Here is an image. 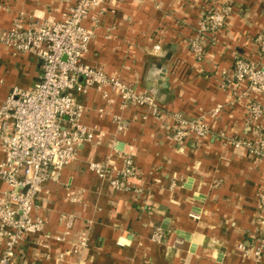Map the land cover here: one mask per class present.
I'll use <instances>...</instances> for the list:
<instances>
[{
	"label": "crops",
	"instance_id": "obj_1",
	"mask_svg": "<svg viewBox=\"0 0 264 264\" xmlns=\"http://www.w3.org/2000/svg\"><path fill=\"white\" fill-rule=\"evenodd\" d=\"M212 1L105 0L100 23L85 21L94 32L88 63L120 75L139 91H150L165 113L203 117L214 133L177 144L174 124L166 116L155 118L146 106L123 107L115 94L108 105L95 88L76 94L86 108L82 121L114 136L119 150L133 154L145 191H116L87 168L88 159L102 161L112 152L109 138L82 144L78 159L63 169L61 181L48 182V191L40 195L44 232L26 236L16 250L18 264H254L237 245L252 242L262 218L258 193L264 190V160L235 150L216 134L225 130L251 137L247 96L264 103V94L248 92L244 84L237 88L244 97L229 106L221 87L235 52L258 58L255 36L264 28V0H237L238 13L217 34L206 59L198 62L188 41ZM65 7L62 0H0V34L21 12L60 20ZM161 70L164 79L158 78ZM40 80V60L34 54L15 53L0 44V105L13 87L30 89ZM217 104L226 106L213 118L208 114ZM101 107L122 116L123 131L117 132L112 116L98 114ZM114 158L122 164L119 155ZM66 186L79 194L80 202L67 198ZM6 188L0 180V189ZM67 212L77 217L72 236L57 241L64 232L61 214ZM193 212L200 217L193 218ZM157 227L164 232L162 242L152 239ZM81 238L87 245L73 253L72 243ZM39 240L48 242L51 258ZM60 253L65 256L58 260Z\"/></svg>",
	"mask_w": 264,
	"mask_h": 264
},
{
	"label": "built area",
	"instance_id": "obj_2",
	"mask_svg": "<svg viewBox=\"0 0 264 264\" xmlns=\"http://www.w3.org/2000/svg\"><path fill=\"white\" fill-rule=\"evenodd\" d=\"M62 1L66 7L60 20L26 16L21 12L11 27L0 34V44L15 53L34 54L41 66V80L36 86L30 89L13 87L0 105V180L7 184L6 189H0V264H18L16 250L26 236L44 232L46 220L38 213L40 195L44 190L48 191V182L61 181L63 169L78 159L82 144H100L109 138L112 152L102 161L88 159L87 168L116 191L138 195L145 191L133 154L119 150L120 142L114 136L82 121L86 108L76 94H86L95 88L108 105L111 95L115 94L123 107L146 106L155 118L166 116L174 124L172 138L177 144H183L189 138L204 139L214 133L203 117L189 118L177 111L165 113L150 91H139L120 75L88 63L85 58L94 32L85 21L91 18L100 23V16L106 11L105 0ZM236 2L213 0L202 11L195 34L188 41L198 62L206 59L217 34L226 27L229 18L238 13ZM93 11H96L94 15ZM255 43L257 59L235 52L232 70L222 74L221 87L227 91L229 106L244 97L237 90L244 84L248 92L264 94V28L256 34ZM154 49L158 50L160 46L155 45ZM225 106L217 104L208 115L217 117ZM246 108V122L253 126L251 137H236L225 130L216 135L235 150H244L250 156L264 160V103L247 96ZM97 112L101 117L112 116L117 132L126 127L122 116L113 113L112 108L101 107ZM114 154L121 157V165L117 164ZM217 185L218 182L212 184L213 187ZM65 188L69 200L81 201L74 189ZM258 201L262 218L257 232L250 244L240 242L237 248L244 258H252L254 264H264V190L258 193ZM191 215L196 219L200 217L197 212ZM61 218L64 232L55 239L66 241L72 236L77 217L67 212L62 213ZM44 236L49 237L48 234ZM152 239L164 241L160 227L154 230ZM180 242L179 239L176 241ZM38 244L47 249L46 257L51 258L48 242L39 240ZM86 245V239L81 238L72 243V252H78ZM64 256L60 253L57 259Z\"/></svg>",
	"mask_w": 264,
	"mask_h": 264
},
{
	"label": "water",
	"instance_id": "obj_3",
	"mask_svg": "<svg viewBox=\"0 0 264 264\" xmlns=\"http://www.w3.org/2000/svg\"><path fill=\"white\" fill-rule=\"evenodd\" d=\"M165 70V69H164ZM162 72L160 73L159 77L160 79H164L165 78V72L163 70H161Z\"/></svg>",
	"mask_w": 264,
	"mask_h": 264
}]
</instances>
